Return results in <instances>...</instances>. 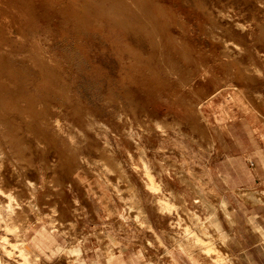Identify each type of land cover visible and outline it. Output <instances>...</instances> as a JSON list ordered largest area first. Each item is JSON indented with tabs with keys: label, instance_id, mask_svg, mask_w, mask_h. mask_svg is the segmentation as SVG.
Returning a JSON list of instances; mask_svg holds the SVG:
<instances>
[{
	"label": "rangeland",
	"instance_id": "1",
	"mask_svg": "<svg viewBox=\"0 0 264 264\" xmlns=\"http://www.w3.org/2000/svg\"><path fill=\"white\" fill-rule=\"evenodd\" d=\"M28 26L2 52L0 89L21 95L0 99V264L132 247L146 264H238L231 199L264 203V178L221 182L215 117L243 109L264 133V0H69Z\"/></svg>",
	"mask_w": 264,
	"mask_h": 264
},
{
	"label": "crops",
	"instance_id": "2",
	"mask_svg": "<svg viewBox=\"0 0 264 264\" xmlns=\"http://www.w3.org/2000/svg\"><path fill=\"white\" fill-rule=\"evenodd\" d=\"M243 76L245 78L244 73ZM241 110L228 111L226 116L217 113L215 117L221 126L226 127L224 130L216 128L219 131L214 133L216 151L225 152L224 157L219 160L224 162V167L231 168L230 175L226 174L223 177L220 173L218 176L231 191L249 186L252 182L257 183L264 178V173H257L256 176L249 178L251 182L248 179L245 181L244 177L249 174L242 172L239 175L240 183L234 181L232 169L250 168L258 172V169L264 166V137H262L264 133L254 132L249 118L245 117ZM235 118L238 119V123H230ZM228 120L230 121L227 123ZM234 199H231L230 205L231 225L225 227L229 253L235 257L238 264H264V203L252 205L238 197ZM138 253L139 251L133 247L132 251L122 248L106 263L146 264Z\"/></svg>",
	"mask_w": 264,
	"mask_h": 264
},
{
	"label": "bare ground",
	"instance_id": "3",
	"mask_svg": "<svg viewBox=\"0 0 264 264\" xmlns=\"http://www.w3.org/2000/svg\"><path fill=\"white\" fill-rule=\"evenodd\" d=\"M68 2L69 0H0V61L4 60L6 62L5 66L0 65V88L5 86V81L7 79L6 73L9 72L8 59L6 55L2 53L6 49V45L16 44L17 35H27L28 32L30 31H32L34 35L37 34L38 27L36 26L29 27L28 23L30 24L35 22L36 12L40 9V7L44 6L45 3L64 5L67 4ZM10 35H15L16 37L12 36L15 38L10 39L9 38ZM11 68H12L13 80L15 83H17L19 82L20 74L22 72L18 60H13L11 62ZM7 93L9 94V96L21 95V93L17 92V90L15 89L13 90L0 89V99H3L5 96H7ZM244 193H246L247 194L246 196H248L251 199L262 200L261 198L263 197V196L261 197L258 194V192H252L247 190ZM242 196L244 195L242 194ZM223 247H224V253L229 254V250L227 246L224 244Z\"/></svg>",
	"mask_w": 264,
	"mask_h": 264
}]
</instances>
